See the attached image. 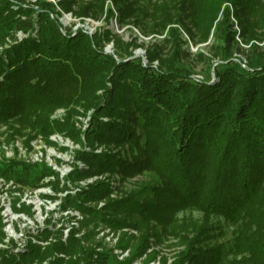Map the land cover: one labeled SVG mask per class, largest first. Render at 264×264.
I'll list each match as a JSON object with an SVG mask.
<instances>
[{
    "label": "trees",
    "instance_id": "obj_1",
    "mask_svg": "<svg viewBox=\"0 0 264 264\" xmlns=\"http://www.w3.org/2000/svg\"><path fill=\"white\" fill-rule=\"evenodd\" d=\"M110 1L117 7L116 24L131 20L144 36L165 33L173 57L167 62L158 48L145 51L144 66L128 50L133 43L125 44L110 29L93 35L80 28L71 31L55 17L51 2L0 0V45L8 41L0 52V125L15 123V135L27 131L47 140L52 134H70L66 120H51L55 110H93L86 145H127L131 159L120 152L100 156L81 151L87 168L75 169L71 176L90 177L93 167L125 177L147 171L157 182L101 211L85 203L105 197L108 188L89 187L64 200L63 209L73 207L112 229L153 221L168 230L177 226L176 213L196 209L201 225H191L192 236L183 239L185 249L173 264H264V0H164L148 12L140 0ZM74 2L62 0L57 6L73 13ZM78 15L90 17V10ZM111 17L109 10L105 20ZM178 28L199 43L213 29L224 43L213 52L218 60L213 84L191 79L178 64L183 45ZM17 33L23 38L17 39ZM236 37L250 44L245 64L233 56ZM111 40L113 52L105 53ZM98 91L103 95L97 96ZM73 137L80 141L79 134ZM52 174L41 164L0 163V176L30 188ZM212 217L232 226L230 247L219 243ZM2 229L0 217V242ZM49 234L46 229L43 239ZM75 234L71 231L65 239L54 234L55 241L46 247L29 244L16 253L12 241L0 249V264H132L136 258L117 262L84 247ZM229 255L234 258L228 260Z\"/></svg>",
    "mask_w": 264,
    "mask_h": 264
},
{
    "label": "rangeland",
    "instance_id": "obj_2",
    "mask_svg": "<svg viewBox=\"0 0 264 264\" xmlns=\"http://www.w3.org/2000/svg\"><path fill=\"white\" fill-rule=\"evenodd\" d=\"M45 1L54 5L57 12L55 17L66 29L75 31L80 28L88 35L99 33L103 29H110L113 36L121 39L125 44L133 43L128 50L133 52L134 57H141L144 66L146 65L145 51H153L158 48L160 59L167 62L173 57L172 42H170L171 40L167 41V38L164 39L165 33L164 35L144 36L142 29L134 27L131 20L121 26L116 24L117 7L110 0H75L71 6L73 13L64 12L57 6V3L62 0ZM24 2L33 4L35 0H24ZM140 4L144 6V12H148V9L154 10L163 5L164 0H140ZM83 9L90 10V17H78ZM109 10L112 12V17L106 21V13ZM142 17L144 22L150 25L149 18L143 15ZM218 20L221 21L220 16ZM230 22L238 35L239 28L236 20L231 17ZM178 31L179 38L183 41L178 64L186 70L191 79L204 80L208 84H213L215 82L213 69L218 62L213 57V52L216 47L222 46L224 43L218 35L213 36V29L207 41L200 43L197 42V38L192 41L181 28H178ZM192 32L194 31L192 30ZM16 37L22 39L23 35L17 33ZM235 39L237 46L236 49H233V56L245 64V55L249 52L250 44H242L239 37ZM7 43L8 41L0 45V52ZM256 44L259 47L262 46V43ZM108 48L112 53V40L104 48L105 53ZM152 65L157 67L158 62L155 61ZM96 95H103V91L96 92ZM76 110L78 114L60 108L50 116L51 120L60 122L66 120L71 125L68 127L69 136L52 134L45 140L40 136L29 134L27 131L15 135V123L0 125L1 156L5 155L6 152L10 156L8 162L27 165L41 164L53 172L52 175L45 176L36 188L16 184L12 180L4 178L6 181L12 182L8 192H6L7 189L5 192L12 197L13 221L10 224L14 237L7 240L4 233V238L0 242V249L7 248L8 243L12 241L15 244L14 247L11 246L14 253L26 251L29 244L43 248L55 241L54 234L56 236L59 233L58 236L65 239L71 231H75V236L82 241L84 247L90 246V250H94L96 253L110 254L117 262H122L135 255L136 258L132 264H173L178 255L185 249L183 239L192 236L189 230L191 225H201L203 219L200 211L187 209L176 213L174 219L177 226L170 230L163 229L153 221H149L143 226H124L119 229H112L107 227L104 222L92 219L91 216L87 218L86 215L73 207L62 208L64 200L68 197L86 191L89 187L91 191L93 187L97 188L99 185H104L108 188V194L105 197L99 200L90 199L89 203H85L86 206L90 207V210L101 211L107 203L127 197L144 184L157 182L155 176L147 171L133 177H125L118 171H100L93 167H90V177L77 179L71 176L75 169L86 170L87 168L85 162L78 155L81 151H90V153L100 156L116 155L120 152L122 157L131 159V152L127 145L121 147L114 144L95 143L92 146H87L84 134L89 126V121L90 124L92 122L94 111L90 110L85 113L80 109ZM100 120L102 122L109 121L108 117H100ZM76 133L79 134L80 141L74 139L73 136ZM10 197L9 199H11ZM127 223L131 222L128 220ZM211 223L216 228L219 243L230 247L233 238L232 226L221 217H212ZM4 226L6 229V225L3 224V232ZM46 229L51 234L43 239V233ZM86 235L87 240L84 238ZM59 257L63 256L59 255ZM233 258L232 255L227 256L228 260Z\"/></svg>",
    "mask_w": 264,
    "mask_h": 264
},
{
    "label": "built area",
    "instance_id": "obj_3",
    "mask_svg": "<svg viewBox=\"0 0 264 264\" xmlns=\"http://www.w3.org/2000/svg\"><path fill=\"white\" fill-rule=\"evenodd\" d=\"M9 159L10 156L6 154V152L5 155L3 154L2 156L0 154V163H7ZM11 185L12 182L6 181L4 178L0 177V217L2 219V223L6 225V229L4 226V233L6 234L7 240L14 237V232L10 224L13 221V214L11 213V208H13L12 197L8 196V193H6L8 192V188H10ZM5 189H7L6 192ZM9 197L11 199H9Z\"/></svg>",
    "mask_w": 264,
    "mask_h": 264
},
{
    "label": "water",
    "instance_id": "obj_4",
    "mask_svg": "<svg viewBox=\"0 0 264 264\" xmlns=\"http://www.w3.org/2000/svg\"><path fill=\"white\" fill-rule=\"evenodd\" d=\"M109 49H110V48H108V49L106 50V53H111V51H109Z\"/></svg>",
    "mask_w": 264,
    "mask_h": 264
}]
</instances>
